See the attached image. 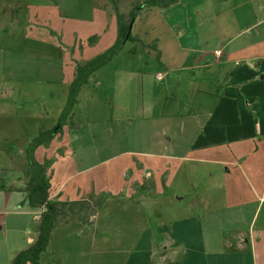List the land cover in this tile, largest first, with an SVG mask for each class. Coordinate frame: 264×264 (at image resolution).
<instances>
[{"label": "crops", "instance_id": "0c3cea01", "mask_svg": "<svg viewBox=\"0 0 264 264\" xmlns=\"http://www.w3.org/2000/svg\"><path fill=\"white\" fill-rule=\"evenodd\" d=\"M157 8L160 23L172 39L165 34L162 37L153 34L146 39L148 31L136 32V23L131 24L132 34L153 44V48H145L154 51L155 62L149 63L148 72H144L149 76L141 75L143 84L147 83L152 91L145 104L144 118L148 121H138L132 130L133 142L147 149H128L139 155L140 161L138 165L131 161L134 169L130 176L124 173L129 179L123 187L127 195L149 189L164 191L181 171V181L192 188L193 194L189 196L194 199L197 214L177 221L176 227L171 223L168 243L155 259L149 258V264H158L159 256L165 264H264V0H177L164 7H145L138 13V19L143 11L152 16ZM173 9L181 18L177 33L174 27L178 24L169 21ZM113 11L110 0H0V23L9 25L6 31V25L0 28V34L23 36L31 31L37 36L57 35L59 42L64 38V44L53 45L38 38L41 41L38 40L36 49L43 52L67 50L76 44L78 37L92 33L107 35L109 44L117 31ZM166 14L171 17L167 19ZM66 36L69 39L65 40ZM81 45L85 49L86 44ZM217 49L220 54L215 53ZM72 57L66 59L71 67L68 77L36 80L52 84L54 78H61L66 98L74 75ZM46 59L48 65L54 64L52 57ZM20 68L24 70L23 66ZM151 68H155L153 76ZM22 70L19 76L7 72L11 75L4 83L8 90L0 98V133L10 134L7 143L15 149L0 144V189L20 191L27 204L25 211L32 212L23 178L13 174L16 169L13 153L24 152V146L37 130L48 128L44 121L48 109L44 100L38 101L32 94L27 96L29 84L22 82L32 78L26 77ZM139 72L132 64L128 80ZM157 72H161V78L156 77ZM13 77H20L15 78L20 82ZM152 78L160 84L152 87ZM98 80L99 76L90 78L81 87L76 104L85 94V107L88 106V95L95 91L93 85ZM51 95L50 87L46 97L49 99ZM64 101L54 113L55 120ZM15 131L23 133L18 140L13 135ZM67 131L61 128L47 144L38 145L34 154L44 147L46 158L51 152L57 156V163L65 161L61 158L65 151L53 146L55 137L66 133L73 140L81 132L79 128ZM76 149L74 144L70 147V156ZM69 165L66 159L59 179L54 178L57 165L53 166L49 175L50 198L78 199L88 194L87 177L85 189L75 183L78 195H64L67 183L77 181L88 170V164H77L75 169ZM2 170L11 171L8 180ZM14 178H17L15 185ZM186 188L184 185L175 193L179 199L186 194ZM13 208L16 206L0 205L2 235L8 231L6 214L18 211ZM138 235L141 237L143 233L140 231ZM34 236L27 235L26 245Z\"/></svg>", "mask_w": 264, "mask_h": 264}, {"label": "rangeland", "instance_id": "374dc122", "mask_svg": "<svg viewBox=\"0 0 264 264\" xmlns=\"http://www.w3.org/2000/svg\"><path fill=\"white\" fill-rule=\"evenodd\" d=\"M141 1L143 0H117V4L120 11L126 14L133 5ZM153 12L154 15L149 16L151 13L143 11L139 19L138 14L136 15L132 21V24L136 23L135 31L140 29L142 32L148 31L145 34L146 39L153 34H159L161 37L165 34L170 37L160 23L159 8ZM169 13L172 16L169 21L178 24L174 27V33H177L180 30V14L175 9L170 10ZM166 17L170 18L167 14ZM5 25L6 31L8 23L1 21L0 28ZM39 36L31 31L23 36L9 37L4 36V33L0 34V62L3 65L1 66L0 63V98L4 97L8 90L4 83L11 75L7 72L19 76L22 70L20 67L23 66L22 71L25 72L26 77L32 78L22 82L29 84L28 91L25 93L28 97L32 94L38 101H45L48 110L44 121L45 126L49 127L56 122L54 113L65 99L64 82L60 80L61 78H57L59 82L54 78L52 84L42 83L36 79L53 76L68 77L71 67L66 59L69 55L72 57L74 53L73 61L88 59L111 45L116 35L108 44L107 35L92 33L85 38L78 37L76 44H71L68 51L54 49V52L36 49L38 40L45 39V42L53 45L64 44V38L62 42H59L57 35ZM67 39H69L68 36L65 40ZM81 42L86 44L85 49L82 48ZM138 45H141L138 40H126L119 53L117 52L113 59H110L111 61L109 60L99 71L95 70L96 77L99 76L100 80L97 84L93 81L95 91L88 95V106L85 107L86 98L83 94L79 98V103L73 108L72 116L62 125L63 129L68 130L67 133L70 129L79 128L80 137L72 140L71 135L64 133L54 139L53 146L60 147L58 151L61 149L65 151L61 154V158L65 161L59 160L57 163V156L49 152L51 156L47 157L50 161L48 174L50 175L53 166L57 165L54 178L59 179L61 167L66 159L70 161L71 169H75L77 164H88V170L82 174L83 176L76 179L77 181L70 180L67 183L64 195L71 197L78 195L75 183H80V187L85 189L84 184L88 177V194L80 198L88 200L100 198V206L93 217L89 215L88 222L72 220L69 225L64 226L66 223L63 224L60 220L52 230V237L46 249L40 255L41 264H149V258L155 259L163 250V246L168 243L166 239L170 237L171 223L176 227L177 221L189 219L190 214H197L194 199L189 196L193 194L192 188L187 182L181 181V171L164 191L155 192L154 189H149V192L143 191L144 194L140 192L125 194L126 190L123 186L129 178L124 176V173L130 176L131 169H134L131 161L135 160L137 165L140 161L139 155L128 149H147L143 144L133 142L132 130L138 121L141 120L142 123L148 121L144 118L145 104L152 91L149 90L147 83L143 84L141 75L142 78L149 76L144 72H148L149 63L155 62L154 51L150 50L153 47L145 48ZM51 57L54 64L48 65L45 63L46 58ZM132 64L135 68H139L140 72L138 75H130V78H133L128 80V72H131ZM139 65L141 66L138 67ZM154 71L155 68H151L152 76ZM20 77H13V79H20ZM96 77L94 73L91 76L92 80ZM151 83L154 87V84L159 85L160 81L152 78ZM30 85L33 86L30 87ZM50 87L53 89V95L48 99L46 92ZM119 105H123V108ZM22 134L20 131L13 132L17 140ZM7 137L9 138L10 134L0 133V144L10 145L11 150H15L12 144H8L10 142ZM73 144L77 146V152L70 156L69 149ZM53 146L50 148L53 149ZM42 148L34 154L39 161L46 159ZM140 158L146 157L140 156ZM13 160L16 166L13 174L22 176L26 163L24 152H14ZM2 172L6 180L11 177L10 170H2ZM13 182L14 185L17 184V178H14ZM146 183L148 184L149 181L147 180ZM184 185H187L186 194L179 199L175 193H179ZM13 199H15L14 203H12ZM0 205L16 206L13 209H18L16 213L13 210L8 211L6 214L8 231L5 235L0 233V264H11L14 254L26 246L27 235L35 234L36 224L43 207L31 208L32 212H26L27 204L21 192H6V189H0ZM140 231L143 233L141 237L138 235ZM148 240L151 241L150 244ZM158 264H165V260H161L160 256Z\"/></svg>", "mask_w": 264, "mask_h": 264}, {"label": "trees", "instance_id": "16d2710c", "mask_svg": "<svg viewBox=\"0 0 264 264\" xmlns=\"http://www.w3.org/2000/svg\"><path fill=\"white\" fill-rule=\"evenodd\" d=\"M110 1L115 12L117 24L114 42L88 59L74 61V75L69 82L66 98L56 122L48 128L40 127L24 146L26 163L23 167L22 178L28 205L30 208L43 207V209L36 224L33 240L14 254L11 264H25L27 262L41 264L40 255L46 249L52 237V230L60 220H62L63 224L71 220L85 223L88 222L89 215L95 214L96 209L100 206V198L88 200L85 198L52 199L49 197L48 167L50 161L48 158L44 161L37 160L34 156V150L40 144H47L61 130L62 125L72 116L81 87L90 80L96 69L107 63L121 50L126 40H138L142 46L154 47L153 44L143 42L131 32L132 21L140 10L153 5L159 7L168 6L177 0H143L133 5L126 14L120 11L117 0Z\"/></svg>", "mask_w": 264, "mask_h": 264}, {"label": "built area", "instance_id": "2783aa9c", "mask_svg": "<svg viewBox=\"0 0 264 264\" xmlns=\"http://www.w3.org/2000/svg\"><path fill=\"white\" fill-rule=\"evenodd\" d=\"M215 53L220 54V50L219 49L215 50ZM156 77L161 78L162 77L161 72H157Z\"/></svg>", "mask_w": 264, "mask_h": 264}]
</instances>
